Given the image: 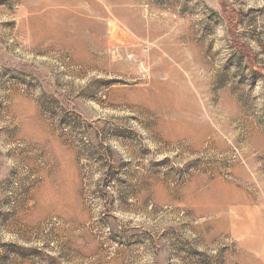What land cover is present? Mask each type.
Instances as JSON below:
<instances>
[{"label": "rangeland", "instance_id": "rangeland-1", "mask_svg": "<svg viewBox=\"0 0 264 264\" xmlns=\"http://www.w3.org/2000/svg\"><path fill=\"white\" fill-rule=\"evenodd\" d=\"M0 264H264V0H0Z\"/></svg>", "mask_w": 264, "mask_h": 264}]
</instances>
